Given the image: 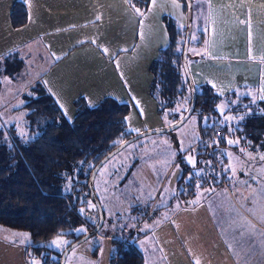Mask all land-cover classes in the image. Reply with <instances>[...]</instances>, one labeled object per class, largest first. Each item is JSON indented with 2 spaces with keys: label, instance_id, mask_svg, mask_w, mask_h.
<instances>
[{
  "label": "crops",
  "instance_id": "crops-1",
  "mask_svg": "<svg viewBox=\"0 0 264 264\" xmlns=\"http://www.w3.org/2000/svg\"><path fill=\"white\" fill-rule=\"evenodd\" d=\"M190 1L194 32L186 65L194 88L207 87L220 97L221 111L243 98L264 101V0ZM14 3L26 11L20 27L10 21ZM135 9L127 0H0V56L23 48V57L42 71L41 84L67 121L77 100L94 107L111 98L128 107V133L162 129L168 121L158 115L150 95L149 66L167 45L162 18H171L181 30L186 17L177 0H149L139 14ZM0 88V124L15 126L23 97L9 83ZM160 141L151 136L131 148V175L135 168L134 173H145L140 168L145 160H164V154L148 152ZM225 155L222 183L210 184L208 178L175 203L168 199L160 205L155 199L172 163L161 169L149 201L130 214L133 222L149 207L154 211L127 241L143 264H264V165L245 166L237 153ZM121 166L117 159L100 178L109 182ZM133 181L145 189L144 178ZM15 233L0 228V264H27V242ZM125 235L121 227L106 238L112 245L107 261L115 248L111 237ZM97 255L91 250L94 260ZM74 258L67 264H75Z\"/></svg>",
  "mask_w": 264,
  "mask_h": 264
},
{
  "label": "trees",
  "instance_id": "trees-1",
  "mask_svg": "<svg viewBox=\"0 0 264 264\" xmlns=\"http://www.w3.org/2000/svg\"><path fill=\"white\" fill-rule=\"evenodd\" d=\"M127 1L142 11L149 0ZM177 1L186 16L184 1ZM10 21L14 27L25 23L26 11L22 4L12 5ZM162 24L168 41L149 66L152 77L149 92L158 105V115L173 124L190 102L181 65L184 28L178 29L169 17H163ZM32 65L23 57V48L0 56V85L9 83L13 90H18L17 95L20 93L23 97L21 109L26 111L25 137L17 136L14 125L0 124V228L26 233L27 255L35 264H59L63 250L89 232L78 216L82 210L91 209L87 187L90 171L102 157L134 135L125 126L128 107L111 98L102 99L94 107L79 99L74 102L73 119L65 120L41 84L42 71ZM193 89L190 115L194 114L197 119V141L209 143L218 152L223 175L227 151L237 153L245 166L248 162L256 163L251 158L257 157L260 160L254 164L264 165L261 159L264 156V101L243 98L234 103V108L228 106L220 113L216 109L220 97L207 87L195 89L193 86ZM193 155L194 163L186 164L182 170L181 176L189 177L187 187L178 192L182 198L191 195L196 184L200 186L208 178L218 180L215 175H200L201 166L207 160L205 150H197ZM96 223L97 220L93 228ZM80 229L83 231L78 232ZM57 236L71 240L65 248L53 251L47 244ZM127 244L120 247L115 242L108 264H143L140 253Z\"/></svg>",
  "mask_w": 264,
  "mask_h": 264
},
{
  "label": "rangeland",
  "instance_id": "rangeland-1",
  "mask_svg": "<svg viewBox=\"0 0 264 264\" xmlns=\"http://www.w3.org/2000/svg\"><path fill=\"white\" fill-rule=\"evenodd\" d=\"M193 32L194 30L192 28L189 32L190 42L193 39ZM219 105L220 103L217 105L216 109L218 112L222 113L224 110L221 111V108L218 107ZM234 106V103L229 105L231 108H234ZM25 113V110L17 112L16 116L19 119L14 122L16 134L21 138L26 136L23 120ZM170 125L171 124H168L163 128ZM151 136H154L162 141L157 144L150 145L148 148L149 154H164V160L159 162L156 160L151 161V159L148 161L145 160L143 166L140 164V168L144 170L145 173H134L137 172V169L135 168L133 174L131 175L129 169L134 162V155L130 152L131 148L141 142L145 144V141H149ZM198 138L197 119L196 116L192 114L175 130L168 133L151 134L138 138L123 147L116 154H114V156L104 162L93 180L94 194L101 209L102 225L97 232L93 233L92 236L79 242L68 251L69 253L66 255L64 264H67L69 258L73 257H75L74 259L76 260L75 264H108L107 250L108 247H111L112 245L106 238L113 235L115 232L120 231L121 227L126 229V234L129 232V228L132 225V221L130 219L132 208L141 206L149 201L154 189L157 187L161 169L166 166L168 161L172 163L171 168L161 183L155 199H158L157 202L160 205L168 201V199H171L170 201H173V203L181 201L182 199H180L178 192H181L185 187H187L186 182H188L187 179L189 178L185 176L183 178L181 173L186 164L190 165L191 158L197 151V148H194V145ZM259 158L257 157L256 159H251H253L252 161H256V163H254L257 164L258 160H260ZM117 159L121 162L122 166L120 168H116L115 172L111 174L109 182H104V179L100 178L101 172L107 168L111 169ZM254 163L248 162L246 166H257ZM226 165L227 162L223 163V166L226 167ZM187 175L190 174L188 173ZM139 178H144L146 180V182L142 184L145 188L143 190L140 189L136 181H133ZM209 183L212 184L213 180L209 181ZM186 195L187 194L184 196ZM90 208L94 209L92 202L90 203ZM78 232L82 231L79 230ZM15 234H20L18 236V240L20 242H28V237L25 232ZM54 240H60L63 241V243H60L59 246H57L52 243ZM70 240V238L57 236L50 240L47 246L53 251H60L68 245ZM94 249L98 251V255L95 260L90 256L91 250ZM26 262L27 264H35L33 259H31V256L27 254Z\"/></svg>",
  "mask_w": 264,
  "mask_h": 264
},
{
  "label": "water",
  "instance_id": "water-1",
  "mask_svg": "<svg viewBox=\"0 0 264 264\" xmlns=\"http://www.w3.org/2000/svg\"><path fill=\"white\" fill-rule=\"evenodd\" d=\"M183 1L185 3L186 23H185V27H184V38H183V45H182V51H181V65H182V69H183L184 75H185V77L187 79V83H188V88H189V93H190L189 105H188L186 111L184 112V114L175 123L171 124L170 126H168L166 128H162V129H158V130H152V131H146V132H142L140 134H135L131 138L121 142L118 146H116L114 149H112L109 153H107L104 157H102L94 165V167L90 171V174L88 177L87 187L89 190V195L91 196V200H92V204L94 206V210H95L96 215H97V223H96L93 231H89L87 234H85L80 239L76 240L75 242L71 243L67 248H65L63 250V252L60 255L59 264H64L65 256L70 249H72L79 242L90 237L93 233L97 232L102 225L101 209H100V206L97 202L96 196L94 195V191L92 188V181H93V178H94L97 170L99 169V167L108 158H110L111 156L116 154L119 150H121L123 147H125L126 145H128L129 143H131L132 141H134L138 138H141L143 136H147L150 134L168 133V132L175 130L176 128H178L181 124H183L187 120V118L190 116V114L192 112L193 103H194V89H193V84H192V81H191V78H190V75H189V72L187 69V65H186V51H187V46H188V42H189V32H190V26H191V3H190V0H183Z\"/></svg>",
  "mask_w": 264,
  "mask_h": 264
},
{
  "label": "built area",
  "instance_id": "built-area-1",
  "mask_svg": "<svg viewBox=\"0 0 264 264\" xmlns=\"http://www.w3.org/2000/svg\"><path fill=\"white\" fill-rule=\"evenodd\" d=\"M194 148H197V150L199 151L204 149L207 154V160L204 161L201 166L200 175L204 177L215 175L218 178V180L222 183L223 169L219 164L218 152L209 143H205L202 140H198L195 143ZM153 216H154V211L152 207H149L147 210L136 216L135 220L132 222V225L129 228L130 229L129 232L125 236L119 238L111 237V239L117 242L120 247L125 246L129 237L132 236V234L137 230L138 226L141 223L151 219ZM78 218L86 229H88L89 231H93L94 229L93 225L97 220V215L95 210L84 209L80 212ZM111 255L113 256V254Z\"/></svg>",
  "mask_w": 264,
  "mask_h": 264
},
{
  "label": "snow or ice",
  "instance_id": "snow-or-ice-1",
  "mask_svg": "<svg viewBox=\"0 0 264 264\" xmlns=\"http://www.w3.org/2000/svg\"><path fill=\"white\" fill-rule=\"evenodd\" d=\"M153 4H155V0H152ZM134 7V6H133ZM135 11L139 14L140 10L139 9H135ZM107 51V50H105ZM261 99H264V96L260 97ZM229 143H232V141H229ZM243 151V150H242ZM261 159H264V156L261 157ZM80 231H83V229H80ZM53 244H56L57 246H59L60 243H63V241L60 240H54L52 241ZM197 264H199V261H197Z\"/></svg>",
  "mask_w": 264,
  "mask_h": 264
}]
</instances>
